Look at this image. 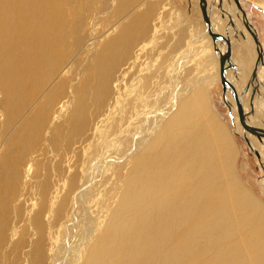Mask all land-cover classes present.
Returning a JSON list of instances; mask_svg holds the SVG:
<instances>
[{"label":"rangeland","instance_id":"obj_1","mask_svg":"<svg viewBox=\"0 0 264 264\" xmlns=\"http://www.w3.org/2000/svg\"><path fill=\"white\" fill-rule=\"evenodd\" d=\"M49 1L43 3L48 9L42 17L45 14L48 18H41L42 25L46 19L55 18L56 24L62 21L56 44L60 37L64 39L58 43L51 59L39 48L46 51L49 45L42 39L40 31L46 27L38 26L39 19H33L30 27L21 30L29 19L20 18L13 23L6 13L0 18V159L3 158L0 168L7 171V175H0V219L6 217L2 222L7 226L5 237L0 240V264H82L98 240L101 222L106 217L103 224L107 225L115 209L122 206L124 181L132 176L133 158L141 151L134 149L147 136L148 121L153 116L161 119L159 113L174 93L173 87L185 85L190 78L219 73L218 52L206 31L199 0H130L122 10L117 7L119 0ZM207 1L212 5L215 19L220 18L221 25L231 29L227 36H232L238 52L244 45L250 48L242 33L250 35L255 57L248 82L241 90L248 101L247 116L262 117L264 67L259 69L255 63L260 59L264 63V0H239L251 30L242 19H238L241 28L236 26L234 17L239 18L242 12L234 0ZM146 5L153 7L147 27L143 28L146 34L137 42H146L155 35L153 41L146 42L141 51L130 41L120 45L112 66L98 81L104 91L94 96L92 67L99 53L106 50L100 48L102 40L114 35L119 26L117 22ZM153 24L156 29L151 28ZM134 27L135 23L131 22L121 32L127 33ZM111 28L114 30L110 33ZM20 33L28 38L35 35L38 45L20 40ZM217 42L224 44V41ZM221 44L218 49H223ZM135 51L139 54L132 64ZM233 65L227 70L230 79L240 72L238 65ZM33 84L37 88L32 89ZM201 88L207 93L211 113L227 130V141L234 148L230 155H227L228 148L223 151L222 167L227 159L231 167L224 175L225 182H217L216 186L231 185L239 195L251 198L259 206L253 209L259 215L255 225L252 214L249 220L239 213L235 217L225 216L231 228L224 229L218 222L206 227L218 235L219 242L227 241L226 245L235 244L241 254L246 251L257 256L256 248L248 251L237 241L240 229L242 233L246 228L252 230L248 233L252 239L258 238L260 227L256 226L259 222L264 224V161L241 135L238 114L225 103L220 79L216 78L207 89ZM83 92L85 97L80 101ZM100 98L103 101L99 102ZM251 99L255 106L251 105ZM75 103L78 107L71 120L69 110ZM32 117L37 119L36 124ZM27 120L30 123L22 132L20 126ZM252 136L264 151V140ZM9 146L12 164L6 154ZM202 160L199 157L187 163V180L181 173L171 183L162 178L157 180L160 184L168 183L170 189L166 192H171L172 203L185 204L191 210L189 204L196 202L197 190L206 192L207 184L214 182L212 171L199 163ZM145 202L138 198L132 204L136 225H147L148 214H143L147 208ZM189 209L187 212L191 213ZM185 230L179 231L183 234L180 238L176 235L174 247L166 245L164 253L188 244L185 247L192 255L198 254V260L210 264L213 251H207L203 240L196 239L199 236L194 230ZM183 231L192 232V236ZM132 232L138 239L133 227ZM194 246L197 248L192 249ZM142 250L145 254L142 257L148 258L150 247ZM205 252L211 255L204 257ZM182 255L173 264H189ZM162 259L158 256L157 262ZM190 264H196L195 259Z\"/></svg>","mask_w":264,"mask_h":264},{"label":"bare ground","instance_id":"obj_2","mask_svg":"<svg viewBox=\"0 0 264 264\" xmlns=\"http://www.w3.org/2000/svg\"><path fill=\"white\" fill-rule=\"evenodd\" d=\"M51 1L56 2V0ZM129 1L130 0H119L117 7L122 10V7H124V5ZM44 2L50 1L0 0V18L6 13L9 15L11 22L13 23H16L20 18L29 19L22 25L20 28L21 30L30 27V25L34 23L33 19H39L38 26L46 27V29L40 31L42 39L49 43L46 51L40 46L39 48L42 52L46 53L49 59H51L55 49H58V43L64 40L60 37L59 42L56 44L58 40L57 29L62 21L56 24L55 22L57 21L55 18L46 19L42 25L41 18H48L45 14L42 17L43 13L48 9L43 4ZM205 2L207 14L210 18L211 30L213 32H219L229 39L231 45V65L235 63L238 65L240 70L239 76H237L238 79H236L237 77L230 79L231 75L229 71H227L228 69L225 71V77L233 84L238 93L239 101L243 108L244 120L249 125L264 128V112L262 117L258 115V117L256 116L255 118L247 116L248 101L244 97L241 90L244 83L246 85V82H248L250 71L254 63L253 57H255L254 51L251 48L252 44L249 40L250 35H247L243 31L244 29L242 30L244 32H241L242 36L247 39L246 42L250 48H247V46L244 45L242 50L238 52L237 48L234 46L235 43L232 42V36H227L228 33L231 32V29L228 30V28L223 26L224 24L221 25L220 18L215 19L213 12L211 11L212 5L207 0H205ZM152 7L150 5H146L142 7V9L140 8L136 12L134 11L135 13L130 12L131 16L127 17L123 21L117 22L119 23V26L116 32H113L114 35H111L109 39L105 37L102 40L103 43L100 48H106V50L99 53V58L94 61L92 67L94 96L98 97V95L104 91L101 87H99L98 81L104 77L109 68L112 66L113 57L115 52H117L120 48V45L130 41L134 43V46L138 45V49L141 51L144 49V45L153 41L155 35H152V37L146 41L147 43L144 41L137 42L143 35L146 34L143 28L147 27L148 19L150 17L149 13L151 12ZM238 19H242L243 21L242 13H240L239 18L236 19L234 17L236 26L239 27L240 21H238ZM131 22L135 23V27L127 33L121 32V30L125 29ZM151 28L156 29V25L153 24V27L151 26ZM239 28H241V26ZM113 30L114 29L111 28L110 33ZM155 33H157V31L154 32V34ZM20 36V40L38 45V38L35 35H31V37L28 38L25 33H20ZM122 40H124V42ZM218 40L223 41L221 39H217L215 42L212 41L214 49L215 46L218 48L221 44V42L220 44L217 42ZM114 41H117L116 44L111 46ZM221 45L223 49H219V51L224 52L226 49V43L224 42V44ZM109 46H111L110 49ZM206 48H210V46L206 44ZM131 50L133 49L131 48ZM130 54L131 51L129 56ZM137 54H139V51H135L133 60L131 61L132 64L135 63ZM255 64L259 69L264 67V63L261 59L258 61V64L257 62ZM216 78H219V73L218 75L217 73H209L201 78L199 77L198 79L190 78L185 85L183 83H181L182 85L178 83V86L173 87L175 90L174 93H172L168 104H166V106L159 113L161 119L157 120L153 116L148 121L147 136L140 139L137 143V147L134 149V151H137L138 149H141V151L138 156L133 158L135 162L132 170V176L130 177L131 179L129 178L130 180L127 179L124 181L125 194L122 199V206L115 209V212H113L112 216L106 223L107 225L104 226L106 217L103 222H101V230L97 233L98 240L95 238L97 242L93 244L89 254L83 261L84 263L81 262L82 264H173L174 261H177L176 259L180 258V253L183 255L186 253V255H182V258L186 257L185 261L188 260L189 264L194 259L196 264H207L204 261L198 260V254L196 256L192 255V251L189 252V249L185 247L188 244L185 246L179 245V248H172V252L169 251L164 253L166 245H173L174 247L176 241L175 237L177 234L178 236L180 235L179 231L181 229L185 232V229L191 231L194 230V233H197L199 236L195 238L203 240V244L207 246V251H213V259L210 260L212 262H210V264H264V224H262V222H259L256 226L260 227V231L257 232V235L259 236L258 238H254L255 240L252 239L248 234L252 230L246 228L242 231V233H240V229L237 241L241 248L248 251L256 248L258 251L256 254L257 256L246 251L241 254L240 249L235 248V244L230 246L226 245L227 241H223L225 244H223L222 241L219 242L218 235H215L214 232L211 231V228L206 227L209 223L218 222L224 226V229H226V226L227 228H231L228 223L229 221L228 219H225V216L235 217L239 213H243L249 220L250 215L252 214L254 216V225L255 221L259 220V215L257 212L253 211V209L257 210L256 208L259 206L256 203H253L251 198L239 195L235 190H233L231 185L222 184L218 187L216 186L217 182H225L224 175L230 171L231 167L229 159L226 160L225 166L222 167L223 151L228 148L227 155H230V153H233L234 150V148L232 149V146L227 141L229 138L227 130L215 119L213 113H211L207 105V93L201 88L204 86V89H207ZM88 79L89 83L91 79ZM37 82L39 83L40 81L38 80ZM36 85L37 84H33L32 89L37 88ZM82 96L83 98L85 97V92L80 95V101ZM231 96L232 94L230 90L227 89L224 93L225 103L229 107L233 108L235 115H237L236 104L234 100H232ZM100 101L103 100L100 98L99 102ZM115 101L116 100H114V102ZM251 105L255 106L254 101H252ZM77 107L78 104L75 103L73 108L69 110V118L71 120ZM32 119L33 123H35L37 119L40 118L37 115V119L34 117H32ZM28 123H30L29 120L25 121V123L20 126L22 132L25 130ZM238 126L241 135L243 136L244 134L246 136L248 140L246 142L257 152V155L261 158V160L264 161V151L260 148V144L253 139V134L244 130L239 123V120ZM37 136L38 134L34 135L33 140ZM260 140L263 141L264 137ZM146 150L148 151L146 152ZM8 151L9 153L6 154L9 163L12 164L13 161L10 159V146ZM132 154H135V152ZM199 157H203V160L199 163L206 165L207 168L214 174V182L211 185L207 184L206 192L201 189L197 190L196 202L192 205L189 204V207H191L190 210L185 204L177 205L174 201L172 203L171 192H166L170 189L168 183H166V185L160 184L157 180L162 178V180H168V182L171 183V179L180 177V173L182 174V177L187 180L188 171H185V169H187V163ZM2 159L3 158L0 159V166ZM8 169H10V167H8ZM4 173L7 175L6 169L0 168V175L4 176ZM86 181L87 180L85 178L84 184ZM147 188L150 190H146ZM138 198L146 200L144 206L147 208L143 209V214H148L146 218L147 225L144 223V225H136L137 221L135 219V211L132 204L135 203ZM221 201H224V203L221 204ZM148 203L150 204L149 206L147 205ZM187 209H189L191 213H188ZM201 209L203 210L199 213ZM249 212L251 213L249 214ZM138 217L140 220L139 214ZM5 218L6 217H2L0 219V240L5 237V231L7 229V226H4L2 222ZM260 224L262 225L260 226ZM131 226L135 229V232H137L138 239L135 238ZM150 227H153L154 230H151ZM86 230H88V228ZM88 231H86V233ZM15 232L16 229L14 228L11 230L10 235L14 237ZM191 233L187 232L185 234L190 235ZM156 236L157 238L155 240ZM190 236H188V238ZM257 239H261V241ZM146 246L150 247V252L146 255L148 258L142 257V255H145L142 249ZM194 248L197 247L194 246L192 249ZM260 250H262V252H259ZM163 253L164 256H162ZM209 253L205 252L204 257L211 255ZM158 256L164 260L162 259V261L159 260V262H157Z\"/></svg>","mask_w":264,"mask_h":264},{"label":"water","instance_id":"obj_3","mask_svg":"<svg viewBox=\"0 0 264 264\" xmlns=\"http://www.w3.org/2000/svg\"><path fill=\"white\" fill-rule=\"evenodd\" d=\"M234 1L236 3L237 7L242 12L243 23L245 24V27L248 30H251V27L247 21V17L239 5V0H234ZM199 8H200V12H201L203 22L205 23L207 32L210 35L212 41L215 42L217 39H221L226 43V49L224 52H220L219 49L215 46V51L218 52L219 79H220V82L222 85L223 93H225L227 89L230 90L232 97H233V100L236 104L239 123L241 124V126L243 127L244 130H247L249 133L253 134L254 136H256L260 140L262 137H264V128L254 126V125H249L245 122L243 108H242V105L239 101L238 93H237L235 87L233 86V84L225 77V71L231 67V62H230L231 45H230V41L227 37H225L221 33L213 32L211 30L210 18H209V15L207 14L205 0H199ZM253 38H254L255 42L258 43V40H257L255 35H253ZM259 57H261V56H259ZM243 138L246 141H248L244 134H243ZM256 154H257V152H256Z\"/></svg>","mask_w":264,"mask_h":264},{"label":"crops","instance_id":"obj_4","mask_svg":"<svg viewBox=\"0 0 264 264\" xmlns=\"http://www.w3.org/2000/svg\"><path fill=\"white\" fill-rule=\"evenodd\" d=\"M247 86H248V83H247Z\"/></svg>","mask_w":264,"mask_h":264}]
</instances>
